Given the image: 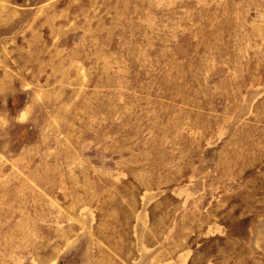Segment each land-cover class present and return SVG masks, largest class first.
Returning a JSON list of instances; mask_svg holds the SVG:
<instances>
[{
	"label": "rangeland",
	"instance_id": "1",
	"mask_svg": "<svg viewBox=\"0 0 264 264\" xmlns=\"http://www.w3.org/2000/svg\"><path fill=\"white\" fill-rule=\"evenodd\" d=\"M0 264H264V0H0Z\"/></svg>",
	"mask_w": 264,
	"mask_h": 264
},
{
	"label": "crops",
	"instance_id": "2",
	"mask_svg": "<svg viewBox=\"0 0 264 264\" xmlns=\"http://www.w3.org/2000/svg\"><path fill=\"white\" fill-rule=\"evenodd\" d=\"M29 37H32V36H35V37H40L41 38V36H40V31H37V30H33V32H31V31H29V35H28ZM33 40L32 39H29L27 42H32ZM32 52H30L29 53V56H28V58H27V61L28 62H32V63H34V62H37L38 60H39V56L41 55V56H43L44 57V53L42 54H40V53H36L35 51H33V50H31ZM36 53V54H35ZM49 61H52V58L49 60Z\"/></svg>",
	"mask_w": 264,
	"mask_h": 264
}]
</instances>
